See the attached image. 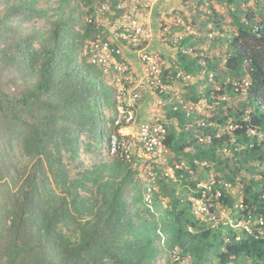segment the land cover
<instances>
[{
    "label": "trees",
    "instance_id": "16d2710c",
    "mask_svg": "<svg viewBox=\"0 0 264 264\" xmlns=\"http://www.w3.org/2000/svg\"><path fill=\"white\" fill-rule=\"evenodd\" d=\"M260 1L257 14L262 23L254 21L253 12L247 13L243 20L233 14L236 30L229 43L232 51L224 64L227 74L240 77L249 74L247 103L251 109L234 112L228 108L227 116L219 114L212 119L224 127L230 123L233 128L218 135L215 126L201 127V134L209 136V140L198 142L195 137L186 145L190 147L185 155L192 169L202 163L205 167L213 165L231 184L244 166L251 172L264 166V0ZM226 2L236 4V0ZM0 3L5 5L0 16V70L13 74L7 89L0 83L4 137L12 147L25 135L27 154L34 157L27 173L23 169L16 172L12 158L6 151L0 152L3 155L0 166L5 175L13 183L14 174L21 178L15 192L7 195L12 202L0 225L1 235L7 238L9 264H155L163 233L175 251L172 264L185 257H190L193 264H264V233L256 237L246 229L229 225L212 227L193 215L190 200L176 194L172 186L165 188L170 209L161 218V229H157V221H146L138 205L140 189L133 182L136 170L119 154H111V160L107 161L102 158L94 169L78 172V177L70 176L63 147L66 145L72 152V158L78 156L77 131L87 128L91 134L93 141L86 142L87 152L99 155L101 148L109 152L110 136L106 120L99 112L105 86L83 64L75 62L73 44L64 41V35L55 31L56 42L38 49L32 45V36H18L11 31L9 22L22 13L20 9L30 17L42 16V8L27 1L22 5L14 4L13 0ZM256 25L260 28L258 35L253 31ZM188 39L183 43L187 44ZM179 55L182 69L190 73L201 70L196 58ZM207 67L221 74L217 64L209 60ZM17 79L20 83H33L18 89ZM191 90L195 94L191 98L197 100L195 87ZM168 116L176 117L182 128L176 132L169 126L166 139L173 154H178L185 148V137L191 130L184 129L183 112L172 110ZM229 117L236 119L228 122ZM248 129H255L262 138L259 134L250 135ZM99 140L104 144L99 145ZM223 148L231 156H224ZM259 172V178H244V214L251 211L254 216H264V170ZM184 174L187 177L186 171ZM89 182L97 185L99 194L94 198L86 194ZM50 183L61 188V197L45 192L48 188L44 187ZM183 183L191 188H186L190 195L201 194L202 189H196L192 179ZM212 187L214 190L218 185ZM222 200L229 207L235 202L228 194ZM70 205L83 218L76 243L69 242L58 227L70 217ZM223 232L227 239L222 237Z\"/></svg>",
    "mask_w": 264,
    "mask_h": 264
},
{
    "label": "rangeland",
    "instance_id": "374dc122",
    "mask_svg": "<svg viewBox=\"0 0 264 264\" xmlns=\"http://www.w3.org/2000/svg\"><path fill=\"white\" fill-rule=\"evenodd\" d=\"M24 1L32 2L34 6L42 8L44 13L42 16L28 17L25 13L27 11L20 9L19 12L22 13H17L9 22L11 31L18 36H32V45L38 49L48 46L51 41L56 42L53 36L55 31L65 36L64 41L72 42L74 48L72 56L75 62L83 64L105 86L106 92L102 98L103 103L99 112L101 117L106 120L110 141L112 135H125L129 131H136L137 124L140 121L152 118L164 120L168 127L171 126L176 132L182 130L177 118L169 117L168 113L172 111V106L180 100H193L191 96L195 94L191 90L192 86L196 89L197 99L206 98L211 88L215 89L216 95L222 93L228 97V100L218 101L212 104L211 107L204 106L201 112H194L191 117L184 119V129L191 130L190 135L185 137V148L178 154H172L173 157L169 158L167 163H160L149 154L141 155L138 158L135 155V160L128 163L132 169L136 170L133 182H137L139 186L141 200L138 205L142 210V217L146 218V221H157V229H161V218L167 215L170 209L169 198L165 195L166 185L174 187L176 194L184 195L188 200L192 195L189 193L191 188L183 183L185 179L189 178L195 181L197 184L196 189H202L203 186L210 184L213 179L218 184L226 180L223 178L224 173L221 170L218 171L213 165L205 167L202 163L196 170L192 169L185 155V152L190 150V147H186V145L190 141L192 142L195 137L198 142H203L199 139V137L204 136L201 134L202 126L199 125L201 120L207 123L206 127L215 126L219 135L229 130L230 123L224 127L212 118L219 116V114L227 116L228 108H231L234 112H240L241 110L248 112L251 109V106L247 103L250 87L249 74L246 72L243 77L227 74L225 73L224 64L232 51L229 43L236 30L233 14L237 13L243 20L247 13L253 12L255 13L254 21L260 23L261 17L257 14L258 6L261 4L260 0H236V4H228L226 0H13L14 4L20 5ZM4 11L5 5L0 3V16L4 14ZM176 13L182 16L185 24L190 26L192 30V33L187 37L189 38L188 43L182 44L187 49L192 48L191 52L187 54L196 58L199 64L202 65L201 70L192 72L194 78L190 82L175 79L173 74L176 70L182 69L179 60V53H182L179 51L181 45H179V48L168 46L160 42L158 37L160 34L159 29L164 26L163 17ZM123 14H133L135 18L138 16L142 27L151 26L154 38L149 47L164 57L170 65L167 68V74L171 76L168 78V88L161 94L163 103L157 102V96L150 88L144 86L140 89V97L134 103L135 107L133 108L135 109L136 124L133 126L130 123L132 126L128 129L125 128L126 122L122 117L124 113L119 111L121 105L122 109H126L127 106L125 102L121 101L122 98H119L118 94L122 87L130 90L133 83L120 84L119 78H122L123 74L116 72L111 62L107 64L94 62L95 56L93 53H96V51L91 52V49H95L92 44L96 41L108 39L112 44L118 43L121 45L122 53L116 59L126 63L128 70L136 79V71L139 74L141 66L136 58L135 47L128 40L123 39L122 34H120L122 28L119 26L128 24V20L123 17ZM181 29V26L172 28L173 32ZM128 38L133 42L131 36H128ZM98 52L103 54L102 51ZM207 60L217 64V70L221 74L208 68ZM0 72V83L5 84L3 88L7 89V82L10 81L13 74L6 69H2ZM210 73H212V76ZM209 78L212 79L209 80ZM31 84L20 83L17 79L15 86L19 89L21 86H31ZM211 101L215 102L216 99ZM119 118H121V121L117 124ZM232 120L231 117L228 122ZM4 128L5 123L0 112V152L3 154L6 151L9 157L12 158V161L17 165L16 172H22L23 169L27 173V170L33 164L34 157L32 158L31 155L27 154L25 135L20 136L14 142V145L10 147L12 143L5 139ZM76 134L78 136L76 147L79 151L78 156L72 158V152L67 150L66 145L63 147L65 149L63 159L70 171V176L78 177L80 176L78 172L85 169H94L101 163L102 158L105 161L111 160L110 152L105 149L101 148L99 155L87 152L88 145L86 142L93 141L87 128L77 131ZM98 142L99 145L104 144L102 140ZM223 149L225 150H222L221 153L224 156H231L227 148ZM1 154L0 161L3 157ZM174 162L179 164V168H176L171 174L169 167L173 166ZM262 170H264V166L260 167L258 171L252 172L247 169V166L241 169L235 176V183L231 184L235 201L243 195L244 178H259L261 177L259 171ZM184 171L188 173L187 177H185ZM224 171L227 172V170ZM10 174H14V172ZM4 175L5 173L0 166V177L2 176V179H0V225L3 219L6 218V210L9 209V204L12 202L11 198H7L8 193L15 192L21 183L19 175L14 174V183L12 178ZM87 186L89 188L86 193L87 196H91V198L98 196L99 192L96 184L89 182ZM186 188H189V190ZM44 189L49 195L54 193L58 197L63 195L61 188L53 183L45 186ZM69 209L70 217L59 223L58 227L69 242L76 243L79 237L80 219L83 218L75 207L70 205ZM228 214L235 216L233 210ZM222 237L228 238L226 232H223ZM6 242L7 238L1 235L0 230V264H9L10 258L6 254ZM159 245L160 252L154 263L172 264L175 260V251L174 248L169 246V237L164 233L161 234Z\"/></svg>",
    "mask_w": 264,
    "mask_h": 264
},
{
    "label": "built area",
    "instance_id": "2783aa9c",
    "mask_svg": "<svg viewBox=\"0 0 264 264\" xmlns=\"http://www.w3.org/2000/svg\"><path fill=\"white\" fill-rule=\"evenodd\" d=\"M123 17L128 20V24H121L119 26L122 28L120 34H122L123 39L128 40V42L135 47L134 51L136 52V58L138 64L141 66L140 73L138 74L136 71V79L130 73L131 71L128 70V65L116 59V57L122 53L121 45L118 43L112 44L108 39L104 41H96L92 44L95 49H91V52L96 51V53H93L95 56L94 62L97 61L98 63L101 62L103 64L111 62L113 63L116 72L123 74L122 78H119L120 84L133 83V87L130 90L122 87L118 94V97L122 98L121 101L125 102L127 106L126 109H122L121 105L119 111L124 113L122 117L126 122L125 128L128 129L136 124L135 109L133 108L135 107L134 103L140 97V89L144 86L150 88V90L156 94L157 102L163 103L161 94L168 88V78L171 76L167 74V68L170 65H168L164 57L149 47L154 38L151 26L142 27L138 16L135 18L133 14H123ZM163 20L164 26L159 29L160 34L158 36L160 42L176 48H179V45H181L179 51L184 54L191 52V47L187 49L185 48L186 46L182 44L188 35L192 33L190 26L185 24L182 16L178 13L171 14L163 17ZM175 26H181L182 29L173 32L172 28ZM259 29V26L256 25L254 26L253 31L258 35ZM128 36L132 37L131 39L133 42H131ZM98 51H102L103 54H100ZM173 74L175 79L182 80L183 82H190L194 78L192 73L187 72L184 69H178ZM210 74L212 76V73ZM210 79L212 78H209V80ZM235 90H237V88H235ZM212 99H216V101L212 102ZM222 100H228V97L222 93L216 95L215 89L211 88L206 98H198L195 101L180 100L177 104L172 106V110L181 111L184 113L185 118H189L194 112H201L204 106L211 107L212 104ZM120 121L121 118H119L116 123L119 124ZM206 124L207 123L203 120L199 122V125L202 127H205ZM233 127L234 126L229 125V130ZM248 133L250 135L259 134V137H261V134L256 132L255 129H248ZM167 136L168 125L164 120L160 118H152L140 121L137 124L136 131H129L125 135H112L109 152L112 155L119 154L121 158L127 162L135 160V155L138 158L141 155L149 154L158 162L165 164L169 158L173 157V152L166 143ZM209 138V136L199 137L201 141H206V139L209 140ZM176 168H179V164L174 162L173 166L169 167L170 173H173ZM214 184H217L218 187L213 190L212 186ZM224 194L233 196L231 183L223 180L218 184L213 179L210 184L203 186L200 195L190 196L189 200L191 202V211L193 215L199 220L210 223L212 227L222 224L229 225L235 229H246L256 237L263 234L264 216L262 214L254 216L251 211L244 214L243 211L245 210L246 205L243 202L242 195L234 202L232 207L227 206L222 200ZM232 210L235 212V216H230L228 214V212H231ZM256 230L258 233L254 232ZM178 264H193V261L190 257H185L180 259Z\"/></svg>",
    "mask_w": 264,
    "mask_h": 264
}]
</instances>
